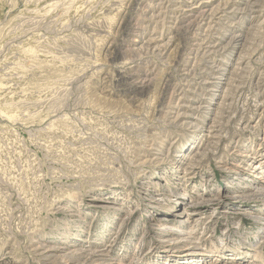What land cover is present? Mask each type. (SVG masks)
<instances>
[{
    "label": "rangeland",
    "instance_id": "obj_1",
    "mask_svg": "<svg viewBox=\"0 0 264 264\" xmlns=\"http://www.w3.org/2000/svg\"><path fill=\"white\" fill-rule=\"evenodd\" d=\"M258 187L264 0H0V264H264Z\"/></svg>",
    "mask_w": 264,
    "mask_h": 264
},
{
    "label": "bare ground",
    "instance_id": "obj_2",
    "mask_svg": "<svg viewBox=\"0 0 264 264\" xmlns=\"http://www.w3.org/2000/svg\"><path fill=\"white\" fill-rule=\"evenodd\" d=\"M179 9V8H178ZM177 10V9H176ZM183 11V10H182ZM237 37V36H236ZM238 39V38H237ZM235 40V39H234ZM150 41V40H149ZM204 41V40H203ZM236 41H239V39L238 40H236ZM213 46V45H212ZM212 48V47H211ZM213 48H214V46H213ZM216 51V50H215ZM252 195H255L256 197H262V196H264V189H262V188H260V187H258V188H252ZM117 203V202H116ZM194 205V204H193ZM190 207V206H189ZM191 207H193V206H191ZM185 209V208H184ZM195 211V210H194ZM166 214V213H165ZM187 215V214H186ZM162 228H164V227H161V229ZM166 229V228H165ZM192 232V231H191ZM187 234V233H186ZM186 234H185V236H186ZM184 235V234H183ZM185 238V237H184ZM187 238V237H186ZM189 238V237H188ZM54 249H57V248H54ZM43 250V249H42ZM46 250V249H45ZM44 250V251H45ZM49 250H51V249H49ZM53 250V249H52ZM48 251V250H47ZM55 251V250H54ZM47 253V252H46ZM45 255H47V254H45ZM50 255V254H49ZM47 257V256H46Z\"/></svg>",
    "mask_w": 264,
    "mask_h": 264
}]
</instances>
